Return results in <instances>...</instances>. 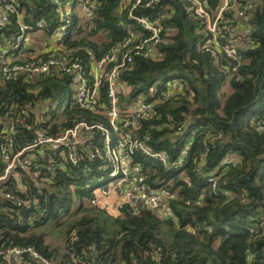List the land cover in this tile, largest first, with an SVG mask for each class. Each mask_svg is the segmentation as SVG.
Masks as SVG:
<instances>
[{
  "label": "trees",
  "instance_id": "16d2710c",
  "mask_svg": "<svg viewBox=\"0 0 264 264\" xmlns=\"http://www.w3.org/2000/svg\"><path fill=\"white\" fill-rule=\"evenodd\" d=\"M6 1L15 13H6L7 22L0 24V53L25 59L35 48L27 40L13 49L19 22L32 27L29 39L47 40L56 25V8L53 0ZM202 1L211 13L220 5V0ZM96 2L105 40L98 43L95 32L86 34L73 17L65 41L69 60L80 61L86 71L132 25L119 10V0ZM241 2L247 20L232 25V39L245 41H237L242 64L236 71L216 43L206 44L209 34L187 12L189 0H161L139 10L161 20V43L156 59L135 57L120 74L125 91L119 109L124 112L139 98L151 108L152 116L132 130L133 141L152 154L163 153L166 163L134 150L131 167L139 169L150 190L163 193L173 217L159 220L127 204L116 213L93 205L94 191L109 182L111 169L106 158L95 154L93 147L102 156L105 150L100 137L94 138L88 143L94 150L78 151L76 164L60 160L59 149L50 154L52 172L50 158L39 157L30 168L18 167L17 177L0 181V264H8L16 248L37 253L34 264H264V0ZM40 21L47 24L42 30L36 26ZM72 83L54 73L16 79L0 75V119L17 127L14 149L30 146L35 132L47 125L52 133L81 122L108 127L105 117L73 105ZM65 92L70 104L57 116L55 105ZM105 93L102 89L103 103ZM45 106L49 112H36ZM5 167L0 148V177Z\"/></svg>",
  "mask_w": 264,
  "mask_h": 264
},
{
  "label": "built area",
  "instance_id": "2783aa9c",
  "mask_svg": "<svg viewBox=\"0 0 264 264\" xmlns=\"http://www.w3.org/2000/svg\"><path fill=\"white\" fill-rule=\"evenodd\" d=\"M160 1L119 0V10L124 9L123 12L127 13L132 25L128 26L126 35L120 43L112 47L102 59L91 62L89 71H86L80 61L69 60L71 51L66 50L65 41L69 37L72 20L75 17L78 28L86 34L95 32L94 38L98 35H105L97 24L99 14L96 0H53L57 14L56 25L47 40H39L43 47L35 49L34 53L25 59H14L5 53H0V75L3 79H16L22 75L32 78L50 73L61 78L70 77L74 90L73 105L105 117L108 124V127H105L102 124L90 125L81 122L59 133H52L50 131L52 125H47L35 132L30 146L17 150L14 149L18 135L16 125L7 119H0L2 140L0 148L6 164L0 181H5L10 176L17 177L15 171L18 167L30 168L36 159L46 156L50 158V154L55 150L63 149L59 156L60 160L76 164L81 159L77 154L78 151L86 150L90 153L95 149L96 155L110 162L111 169L108 175L109 182L94 191L93 205L117 210L127 204L136 213L150 211L159 220L173 217L171 209L164 202L163 193L150 190L139 169L131 167V155L134 150L154 157L163 164L166 163V156L163 153L152 154L145 148V145L133 141L132 130L140 121L149 119L152 116V110L141 98L134 101L124 112L119 109V95L125 91L124 85L119 82L122 71L133 65L135 57L141 56L146 59L158 57L157 46L161 43L163 33L161 20L153 19L151 15L141 14L139 10L152 9ZM241 1L244 0H220V5L214 13L209 11L202 0H189L187 6V12L206 27L210 37L206 44L216 43L219 52L234 62V71L242 64L237 41L245 42L239 37L232 39L233 23L247 20L246 9ZM8 12L15 13L14 5L6 0H0V14L2 15L0 24L4 25L7 22L5 14ZM228 13H231V17L227 16ZM19 25V35L13 38L14 50H18L31 35L32 27L21 22ZM46 25L45 21H40L36 26L42 30ZM221 38L224 39V43H220ZM55 53H62L61 58L56 57ZM102 89L106 90L105 103L101 100ZM46 106L36 112H49ZM40 123L46 124L47 121L40 120ZM99 137L101 139L99 142H102L105 150L104 156L101 155L99 149L95 147L93 149L92 145L88 144L94 138L98 140ZM54 163V158L48 159L50 165L47 169L51 172L54 170ZM108 170L109 168L106 167L103 172ZM38 177L39 174L35 173L34 178L38 179ZM43 180L49 181L47 177ZM18 182H20L19 179ZM19 187L23 188V185L20 184ZM112 195H118V199L114 202L110 200ZM108 200V203L102 205ZM24 253H28L34 260L39 259V255L31 249L16 248L9 252L8 264H11V259L18 264H23V259H26L23 257ZM44 264L48 263L44 262Z\"/></svg>",
  "mask_w": 264,
  "mask_h": 264
},
{
  "label": "rangeland",
  "instance_id": "374dc122",
  "mask_svg": "<svg viewBox=\"0 0 264 264\" xmlns=\"http://www.w3.org/2000/svg\"><path fill=\"white\" fill-rule=\"evenodd\" d=\"M106 36V35H105ZM105 36L104 35H98V36H96L95 37V40H97L98 41V43H102L104 40H105ZM37 39L38 38H36V39H33V37H31V39H29V40H31V41H29V46L31 47V48H35V49H39L40 47H43V46H41L40 44H41V42L40 41H37ZM69 93H67V92H65V94H63V96L61 97V98H59V100L56 102V105H55V107H57L56 108V115L57 116H60V115H62L63 114V112H65V110L66 109H68V107H69V104H70V98H69ZM109 202V200L108 201H104L103 203H102V205H105L106 203H108ZM114 211V210H113ZM112 211V212H113ZM115 213V212H114Z\"/></svg>",
  "mask_w": 264,
  "mask_h": 264
},
{
  "label": "crops",
  "instance_id": "0c3cea01",
  "mask_svg": "<svg viewBox=\"0 0 264 264\" xmlns=\"http://www.w3.org/2000/svg\"><path fill=\"white\" fill-rule=\"evenodd\" d=\"M33 39H36V38H33ZM118 199V195H112L111 196V198H110V200L112 201V202H114V201H116ZM113 211V210H112ZM116 213V210H114L113 211V213ZM64 247V246H63ZM10 262H11V264H18V263H16L13 259H11L10 260ZM34 262H35V260L34 259H30V263H24V264H34Z\"/></svg>",
  "mask_w": 264,
  "mask_h": 264
},
{
  "label": "water",
  "instance_id": "95a60500",
  "mask_svg": "<svg viewBox=\"0 0 264 264\" xmlns=\"http://www.w3.org/2000/svg\"><path fill=\"white\" fill-rule=\"evenodd\" d=\"M23 257H24V258H29V259H31V257L29 256L28 253H24V254H23Z\"/></svg>",
  "mask_w": 264,
  "mask_h": 264
}]
</instances>
